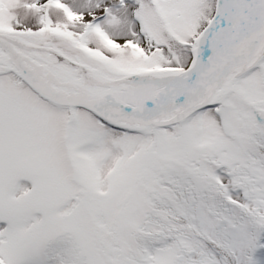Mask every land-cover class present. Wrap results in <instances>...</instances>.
<instances>
[{"label": "snow or ice", "instance_id": "snow-or-ice-1", "mask_svg": "<svg viewBox=\"0 0 264 264\" xmlns=\"http://www.w3.org/2000/svg\"><path fill=\"white\" fill-rule=\"evenodd\" d=\"M0 264H264V0H0Z\"/></svg>", "mask_w": 264, "mask_h": 264}]
</instances>
